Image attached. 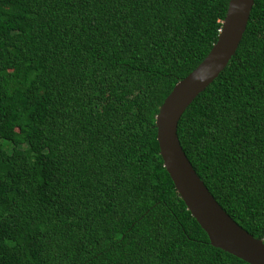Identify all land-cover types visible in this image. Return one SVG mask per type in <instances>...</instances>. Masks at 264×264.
Segmentation results:
<instances>
[{
	"label": "trees",
	"instance_id": "1",
	"mask_svg": "<svg viewBox=\"0 0 264 264\" xmlns=\"http://www.w3.org/2000/svg\"><path fill=\"white\" fill-rule=\"evenodd\" d=\"M229 0H0V264H249L212 246L163 166L156 115ZM177 134L264 242V0Z\"/></svg>",
	"mask_w": 264,
	"mask_h": 264
},
{
	"label": "water",
	"instance_id": "2",
	"mask_svg": "<svg viewBox=\"0 0 264 264\" xmlns=\"http://www.w3.org/2000/svg\"><path fill=\"white\" fill-rule=\"evenodd\" d=\"M254 0H229L225 17L204 59L178 81L156 115V137L163 166L209 243L249 264H264V242L239 226L215 200L180 144L178 121L193 101L226 67L246 29Z\"/></svg>",
	"mask_w": 264,
	"mask_h": 264
},
{
	"label": "clouds",
	"instance_id": "3",
	"mask_svg": "<svg viewBox=\"0 0 264 264\" xmlns=\"http://www.w3.org/2000/svg\"><path fill=\"white\" fill-rule=\"evenodd\" d=\"M220 31V30H219Z\"/></svg>",
	"mask_w": 264,
	"mask_h": 264
}]
</instances>
